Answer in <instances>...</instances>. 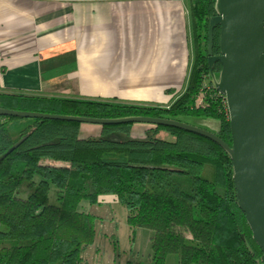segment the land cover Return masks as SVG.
Segmentation results:
<instances>
[{
	"label": "trees",
	"instance_id": "trees-1",
	"mask_svg": "<svg viewBox=\"0 0 264 264\" xmlns=\"http://www.w3.org/2000/svg\"><path fill=\"white\" fill-rule=\"evenodd\" d=\"M215 13V0H190L193 64L185 90L169 106L0 92V107L103 119L215 117L220 122L215 134L231 146L226 99L209 75V19ZM219 33L217 26L214 55ZM220 70L216 62L214 71ZM130 125L105 124L103 130L128 134ZM79 126L0 116V157L16 145L0 161V264H89L82 254L95 241L98 218L78 206L83 199L95 204L103 195H114L127 208L131 227L151 231L144 264H167L171 253L177 264H264L237 204L232 160L218 143L157 124L145 138H79ZM162 132L173 139L159 137ZM52 186L57 204L49 203Z\"/></svg>",
	"mask_w": 264,
	"mask_h": 264
},
{
	"label": "crops",
	"instance_id": "crops-1",
	"mask_svg": "<svg viewBox=\"0 0 264 264\" xmlns=\"http://www.w3.org/2000/svg\"><path fill=\"white\" fill-rule=\"evenodd\" d=\"M193 57L190 0H0V92L166 107Z\"/></svg>",
	"mask_w": 264,
	"mask_h": 264
},
{
	"label": "water",
	"instance_id": "water-1",
	"mask_svg": "<svg viewBox=\"0 0 264 264\" xmlns=\"http://www.w3.org/2000/svg\"><path fill=\"white\" fill-rule=\"evenodd\" d=\"M209 19L208 63L213 87L226 99L231 128L230 146L215 133L186 122L148 116L90 118L0 107V116L48 118L98 124L147 122L181 128L218 143L233 163L237 204L245 213L264 263V0H215ZM219 26V54L214 55L213 33ZM221 64L216 73L214 65ZM15 146L9 148L0 161Z\"/></svg>",
	"mask_w": 264,
	"mask_h": 264
},
{
	"label": "rangeland",
	"instance_id": "rangeland-1",
	"mask_svg": "<svg viewBox=\"0 0 264 264\" xmlns=\"http://www.w3.org/2000/svg\"><path fill=\"white\" fill-rule=\"evenodd\" d=\"M179 118L183 122L213 133L217 132L220 126L219 119L215 117L183 115ZM152 126V123L133 122L128 134L120 130L104 133L102 124L81 122L78 137L105 135L111 139L145 138L147 130ZM159 137L173 139L172 135L166 132L160 133ZM43 162L68 165L66 161H52L50 159H43ZM38 180L39 178L35 177V181ZM48 199L51 204L58 203L53 186ZM78 209L98 218L95 241L82 254L83 259L89 264H127L128 262L144 264L149 260L151 231L143 227H131L127 223V215L129 214L127 208L121 205L114 195H103L98 198L95 204L83 199L79 203ZM167 264H177L174 253L168 255Z\"/></svg>",
	"mask_w": 264,
	"mask_h": 264
},
{
	"label": "built area",
	"instance_id": "built-area-1",
	"mask_svg": "<svg viewBox=\"0 0 264 264\" xmlns=\"http://www.w3.org/2000/svg\"><path fill=\"white\" fill-rule=\"evenodd\" d=\"M222 95V94H221Z\"/></svg>",
	"mask_w": 264,
	"mask_h": 264
}]
</instances>
